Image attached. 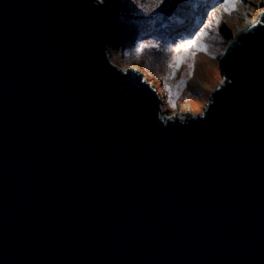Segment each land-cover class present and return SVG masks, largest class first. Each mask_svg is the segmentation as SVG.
<instances>
[{"label": "water", "instance_id": "1", "mask_svg": "<svg viewBox=\"0 0 264 264\" xmlns=\"http://www.w3.org/2000/svg\"><path fill=\"white\" fill-rule=\"evenodd\" d=\"M117 6L0 0V264H264V9L166 116Z\"/></svg>", "mask_w": 264, "mask_h": 264}, {"label": "rangeland", "instance_id": "2", "mask_svg": "<svg viewBox=\"0 0 264 264\" xmlns=\"http://www.w3.org/2000/svg\"><path fill=\"white\" fill-rule=\"evenodd\" d=\"M186 2L183 12L187 14L184 15L187 18L183 23L174 25L165 22L163 14L167 4L162 10L147 12L137 8L132 0H118L117 24L122 22V33H118V37L113 36L108 49V54L115 64L121 68L134 66L150 80L163 99L162 108L166 116L171 113L182 116L181 105L184 101L200 100V110L190 114L202 112L210 94L223 78L220 68L222 53L234 40L240 28L245 29L264 9V0H227V3L225 0ZM141 3L145 9H149L154 0H141ZM222 4L224 7H221ZM212 10L214 11L211 26L203 39L207 51L192 47L190 53L186 49L167 53L161 52L158 47H151L158 37L167 40L192 32L203 20L209 19L207 12ZM216 18H219V24ZM133 28L138 32H130ZM139 40L146 41L147 46L137 51L135 46ZM165 60L170 63H165Z\"/></svg>", "mask_w": 264, "mask_h": 264}, {"label": "snow or ice", "instance_id": "3", "mask_svg": "<svg viewBox=\"0 0 264 264\" xmlns=\"http://www.w3.org/2000/svg\"><path fill=\"white\" fill-rule=\"evenodd\" d=\"M132 3L142 11L147 12H156L157 10H162L163 6L169 3V0H154L152 7L145 9L141 0H132ZM227 3V0H225ZM234 6V5H233ZM224 7V4L221 5ZM213 11H208L207 16L209 19L203 20L200 25H197L192 32L187 33L186 35H177L167 40L164 37L156 38V42L151 45V47H158L161 52L173 53L179 52L181 49H186L189 53L191 52L192 47H195L200 50L207 51V45L203 43L204 37L207 35V30L211 26V18H213ZM217 19V24H219V18ZM264 23V19L260 21ZM147 46L146 41L139 40L136 43V50L139 51L141 48ZM212 55H215L212 53ZM178 62L180 58H177ZM165 63H170V61L165 60Z\"/></svg>", "mask_w": 264, "mask_h": 264}, {"label": "trees", "instance_id": "4", "mask_svg": "<svg viewBox=\"0 0 264 264\" xmlns=\"http://www.w3.org/2000/svg\"><path fill=\"white\" fill-rule=\"evenodd\" d=\"M185 2V3H184ZM186 0L182 1V0H169V3L166 5L165 9H164V14L163 16L165 17V22H168V23H173L174 25L176 23H183L185 21V18L184 15H187L183 12V10L186 8L185 7V4H186ZM174 6V7H172ZM194 19V18H193ZM162 20V19H161ZM181 20H183L181 22ZM154 24V23H153ZM178 24V25H179ZM122 22L121 24H116L114 30H113V36L114 37H118V33H122ZM131 31H134V32H138L137 29L133 28L130 30Z\"/></svg>", "mask_w": 264, "mask_h": 264}, {"label": "bare ground", "instance_id": "5", "mask_svg": "<svg viewBox=\"0 0 264 264\" xmlns=\"http://www.w3.org/2000/svg\"><path fill=\"white\" fill-rule=\"evenodd\" d=\"M260 15V14H259ZM259 15L254 19V20H252V22H255L257 19H258V17H259ZM251 22V23H252ZM250 23V24H251ZM244 29V28H243ZM242 28H240V30H239V32L238 33H240L241 32V30H243ZM225 52V51H224ZM224 52L222 53V55L221 56H223V54H224ZM219 76H221L220 74H219ZM222 82V78H221V81H220V83ZM200 106H201V102H200V100H197L196 102H192V101H184L183 102V104L181 105V108L183 109V114H190V113H197L199 110H200ZM174 114V113H173ZM172 113L170 114V115H168V116H172L173 115Z\"/></svg>", "mask_w": 264, "mask_h": 264}]
</instances>
